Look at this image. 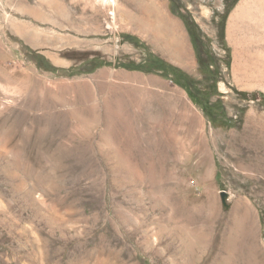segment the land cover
Listing matches in <instances>:
<instances>
[{
  "label": "rangeland",
  "instance_id": "374dc122",
  "mask_svg": "<svg viewBox=\"0 0 264 264\" xmlns=\"http://www.w3.org/2000/svg\"><path fill=\"white\" fill-rule=\"evenodd\" d=\"M243 1L0 0V264H264V28L229 36Z\"/></svg>",
  "mask_w": 264,
  "mask_h": 264
},
{
  "label": "trees",
  "instance_id": "16d2710c",
  "mask_svg": "<svg viewBox=\"0 0 264 264\" xmlns=\"http://www.w3.org/2000/svg\"><path fill=\"white\" fill-rule=\"evenodd\" d=\"M226 13H227V11H226ZM179 15H181L183 22H184V25H185V27H186L189 35H190V39H191V42L194 46V50L196 53V59L198 62H200V58L197 55L198 43L200 41V27L198 26L196 21L193 19V17L191 16V14L188 10H185L183 13H180ZM152 62H154V69H156L158 71H162V72L171 73L172 74L171 79L173 81H175L176 83L178 82L179 79H183L184 81L188 80L187 74H185L183 71H181L177 67L164 62L161 58L154 57ZM102 64H104V63L99 62L96 66H94V68L99 66V65H102ZM125 67L132 68V69H144V68H142L143 66H141V65H125ZM182 86L189 92L190 96L194 99V101L197 104L202 106V103L197 98V95L192 92L190 85L183 84ZM202 108H203L204 112L206 113V115L213 119V116L210 114L208 108L204 105L202 106Z\"/></svg>",
  "mask_w": 264,
  "mask_h": 264
},
{
  "label": "bare ground",
  "instance_id": "6f19581e",
  "mask_svg": "<svg viewBox=\"0 0 264 264\" xmlns=\"http://www.w3.org/2000/svg\"><path fill=\"white\" fill-rule=\"evenodd\" d=\"M246 17L254 18L256 20V24H247L245 22ZM246 27L253 31L254 29L260 30L264 28V0H244L230 16L228 34L230 37L235 39V43L237 45H241L243 40H245L244 28Z\"/></svg>",
  "mask_w": 264,
  "mask_h": 264
},
{
  "label": "water",
  "instance_id": "95a60500",
  "mask_svg": "<svg viewBox=\"0 0 264 264\" xmlns=\"http://www.w3.org/2000/svg\"><path fill=\"white\" fill-rule=\"evenodd\" d=\"M223 193V192H222Z\"/></svg>",
  "mask_w": 264,
  "mask_h": 264
}]
</instances>
